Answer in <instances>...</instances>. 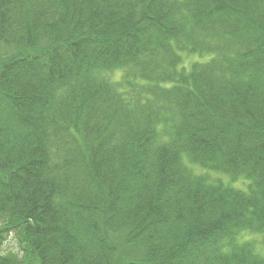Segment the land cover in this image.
Returning a JSON list of instances; mask_svg holds the SVG:
<instances>
[{
	"label": "trees",
	"instance_id": "obj_1",
	"mask_svg": "<svg viewBox=\"0 0 264 264\" xmlns=\"http://www.w3.org/2000/svg\"><path fill=\"white\" fill-rule=\"evenodd\" d=\"M253 236L264 0H0V264H264Z\"/></svg>",
	"mask_w": 264,
	"mask_h": 264
},
{
	"label": "rangeland",
	"instance_id": "obj_2",
	"mask_svg": "<svg viewBox=\"0 0 264 264\" xmlns=\"http://www.w3.org/2000/svg\"><path fill=\"white\" fill-rule=\"evenodd\" d=\"M184 57V64L189 68V66L191 64H193L196 61H202L204 60V58H200L197 54H188L185 53L183 55ZM122 77L121 73H116L113 76H111V78H113V80H118ZM187 162V160H186ZM194 172L198 175H203V176H208L210 179L212 180H218V179H222L226 184H230L232 185L233 188L235 189H240V190H247V182L245 181H237V182H230V178L223 175V174H219V173H215V172H210V171H204L201 168H193ZM253 240H256L258 245V249L259 251L264 255V245H261V237L259 236H253L252 237ZM17 250H19L18 245L16 243V241L12 238L9 237V239H7L6 242H4L1 246H0V254H6V253H14Z\"/></svg>",
	"mask_w": 264,
	"mask_h": 264
}]
</instances>
